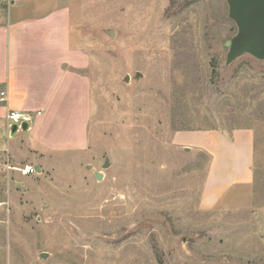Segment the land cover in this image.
Here are the masks:
<instances>
[{"label": "rangeland", "instance_id": "obj_1", "mask_svg": "<svg viewBox=\"0 0 264 264\" xmlns=\"http://www.w3.org/2000/svg\"><path fill=\"white\" fill-rule=\"evenodd\" d=\"M15 4L66 18L85 104L53 121L49 144L29 128L16 157L0 152V264H264V60L226 63V0ZM241 131L250 178L208 207L225 167L176 141Z\"/></svg>", "mask_w": 264, "mask_h": 264}, {"label": "crops", "instance_id": "obj_2", "mask_svg": "<svg viewBox=\"0 0 264 264\" xmlns=\"http://www.w3.org/2000/svg\"><path fill=\"white\" fill-rule=\"evenodd\" d=\"M16 1L0 0V92H6V101L0 102V152L15 157L19 151L15 139L18 133L27 132L17 131L13 138L7 136L8 110L40 112L29 133L44 131L49 144L53 121L70 117L69 112L82 114L85 104V54L73 48L66 18L57 11L19 17ZM188 135H193L192 141L181 139L176 143L207 151L212 158V173L216 167L226 170L223 180L213 187L208 185L217 192L214 198L204 193L202 203L210 198L206 203L212 207L220 199L219 191L233 183L248 182L252 161L250 132H235L231 141L215 132ZM228 150L234 152L232 156L223 157ZM235 165L240 167L245 179L234 176Z\"/></svg>", "mask_w": 264, "mask_h": 264}, {"label": "water", "instance_id": "obj_3", "mask_svg": "<svg viewBox=\"0 0 264 264\" xmlns=\"http://www.w3.org/2000/svg\"><path fill=\"white\" fill-rule=\"evenodd\" d=\"M226 2L228 17L237 28L235 36L225 43L228 49L226 63L229 64L244 54L257 60H264V0H226ZM125 81L127 82V78ZM26 130L27 124L24 123L21 125V131ZM16 132L17 127L13 126L10 136H14ZM34 170L40 171L38 166H35ZM96 178L100 179L99 176Z\"/></svg>", "mask_w": 264, "mask_h": 264}, {"label": "built area", "instance_id": "obj_4", "mask_svg": "<svg viewBox=\"0 0 264 264\" xmlns=\"http://www.w3.org/2000/svg\"><path fill=\"white\" fill-rule=\"evenodd\" d=\"M6 101V92L2 91L0 92V102ZM41 115L40 112H36L35 114H32L30 112L25 111H17V110H8L5 115V122L7 127V134L10 135L11 128L13 126L17 127V131H21V125L27 124V128L30 127L31 123L33 122L35 117H39ZM28 167L25 170H22L23 174H27L30 171H33V169L29 168V172L27 171Z\"/></svg>", "mask_w": 264, "mask_h": 264}, {"label": "bare ground", "instance_id": "obj_5", "mask_svg": "<svg viewBox=\"0 0 264 264\" xmlns=\"http://www.w3.org/2000/svg\"><path fill=\"white\" fill-rule=\"evenodd\" d=\"M25 172H29V168H28L27 171H25Z\"/></svg>", "mask_w": 264, "mask_h": 264}]
</instances>
